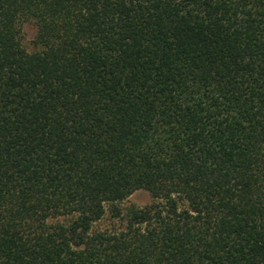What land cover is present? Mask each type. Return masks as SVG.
I'll return each mask as SVG.
<instances>
[{"label": "trees", "instance_id": "1", "mask_svg": "<svg viewBox=\"0 0 264 264\" xmlns=\"http://www.w3.org/2000/svg\"><path fill=\"white\" fill-rule=\"evenodd\" d=\"M0 264H264V0H0Z\"/></svg>", "mask_w": 264, "mask_h": 264}, {"label": "rangeland", "instance_id": "2", "mask_svg": "<svg viewBox=\"0 0 264 264\" xmlns=\"http://www.w3.org/2000/svg\"><path fill=\"white\" fill-rule=\"evenodd\" d=\"M36 35V26L31 22H25L22 25V43L27 50H32V40ZM151 201L149 192L145 190L135 191L127 200L122 203V207L135 205L143 207ZM110 223L108 217L97 223L98 227H106Z\"/></svg>", "mask_w": 264, "mask_h": 264}]
</instances>
